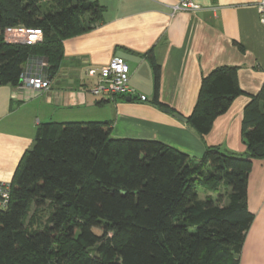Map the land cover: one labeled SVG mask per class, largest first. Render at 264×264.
<instances>
[{
  "label": "trees",
  "instance_id": "trees-1",
  "mask_svg": "<svg viewBox=\"0 0 264 264\" xmlns=\"http://www.w3.org/2000/svg\"><path fill=\"white\" fill-rule=\"evenodd\" d=\"M103 12L96 0H0V86H17L32 58L50 75L62 41ZM19 26L40 29L42 41L6 43L5 30ZM240 94L237 69L215 68L187 125L203 139ZM240 134L244 155L206 145L196 160L158 141L113 139L109 122L39 125L0 210V264H237L252 221L247 175L264 159V83L243 108Z\"/></svg>",
  "mask_w": 264,
  "mask_h": 264
},
{
  "label": "crops",
  "instance_id": "crops-1",
  "mask_svg": "<svg viewBox=\"0 0 264 264\" xmlns=\"http://www.w3.org/2000/svg\"><path fill=\"white\" fill-rule=\"evenodd\" d=\"M96 1L104 7L102 19L88 32L62 41L61 57L50 75L43 59L32 58L24 65L31 71L43 64L40 68L50 80L47 91L0 86V182H11L37 127L45 123L109 122L113 139L158 141L196 160L203 157L206 145L244 155L243 108L264 83L260 0H192L199 7L193 11L175 9L177 0ZM112 57L124 60L135 98L90 94L97 78L88 72ZM152 63L159 68L156 92ZM222 66L237 69L242 94L201 139L173 114L186 120L201 78ZM246 207L252 221L237 264H264V159L251 161Z\"/></svg>",
  "mask_w": 264,
  "mask_h": 264
},
{
  "label": "built area",
  "instance_id": "built-area-1",
  "mask_svg": "<svg viewBox=\"0 0 264 264\" xmlns=\"http://www.w3.org/2000/svg\"><path fill=\"white\" fill-rule=\"evenodd\" d=\"M199 7L192 0H177L175 9L193 11ZM257 12L259 15V23L264 26V0H260L257 4ZM43 39V33L40 29H26L23 27L7 28L4 32V41L9 44H21L25 46H33ZM43 64H39L35 70L29 71L23 67L19 75L20 89H30L36 92H44L49 89L50 80L41 69ZM41 67V68H40ZM90 76H96L97 81L91 88L90 94L94 97L102 96H136L128 86V74L125 62L120 57H112L110 61L101 66L97 70L88 72ZM140 102L146 101L143 96L137 97ZM10 183L0 182V210L5 209L9 203Z\"/></svg>",
  "mask_w": 264,
  "mask_h": 264
},
{
  "label": "water",
  "instance_id": "water-1",
  "mask_svg": "<svg viewBox=\"0 0 264 264\" xmlns=\"http://www.w3.org/2000/svg\"><path fill=\"white\" fill-rule=\"evenodd\" d=\"M163 112L165 113H170V111L168 109H162ZM174 118H176L177 120L181 121V122H185L186 120L184 118H182L180 115L178 114H173Z\"/></svg>",
  "mask_w": 264,
  "mask_h": 264
},
{
  "label": "rangeland",
  "instance_id": "rangeland-1",
  "mask_svg": "<svg viewBox=\"0 0 264 264\" xmlns=\"http://www.w3.org/2000/svg\"><path fill=\"white\" fill-rule=\"evenodd\" d=\"M42 60V59H41ZM44 62H45V60H43ZM43 61H41V62H43ZM93 232L95 233V234H99V231L98 230H93Z\"/></svg>",
  "mask_w": 264,
  "mask_h": 264
}]
</instances>
